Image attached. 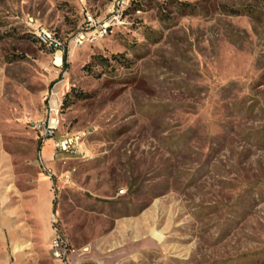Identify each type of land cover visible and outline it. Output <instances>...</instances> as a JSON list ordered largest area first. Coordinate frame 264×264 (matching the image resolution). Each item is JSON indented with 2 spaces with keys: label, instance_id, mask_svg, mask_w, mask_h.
<instances>
[{
  "label": "rangeland",
  "instance_id": "1",
  "mask_svg": "<svg viewBox=\"0 0 264 264\" xmlns=\"http://www.w3.org/2000/svg\"><path fill=\"white\" fill-rule=\"evenodd\" d=\"M124 1L0 0V264L57 263L51 210L70 264H264V0ZM114 4L60 62L33 29ZM52 91L81 154H42Z\"/></svg>",
  "mask_w": 264,
  "mask_h": 264
},
{
  "label": "built area",
  "instance_id": "2",
  "mask_svg": "<svg viewBox=\"0 0 264 264\" xmlns=\"http://www.w3.org/2000/svg\"><path fill=\"white\" fill-rule=\"evenodd\" d=\"M117 5L123 6L124 0H115ZM116 5H113L112 16L108 20H99L90 12L86 14L85 25L81 29L79 36L74 39H62L56 32L47 33V26L36 25L33 29H36L39 33H44L45 37L52 43V51H55V55L58 51L62 52L66 50V47H70L72 44L76 46H82L86 44V40H93V42L100 41V37H107L112 32V28L120 20V10H116ZM57 95L54 91L51 93V99L49 100V106L46 109V113L43 119L34 124V129L37 131L38 137L42 143L48 140H52L54 143L55 151L57 154H81L84 152L83 143L79 136H58V129L61 125V114H59L58 100L53 101V97ZM124 190L120 191L123 194ZM51 225L54 231V237L51 241V250L53 256H57V263L54 264H70L69 257L72 253V248L69 240L62 233L59 226V218L56 213H51Z\"/></svg>",
  "mask_w": 264,
  "mask_h": 264
},
{
  "label": "crops",
  "instance_id": "3",
  "mask_svg": "<svg viewBox=\"0 0 264 264\" xmlns=\"http://www.w3.org/2000/svg\"><path fill=\"white\" fill-rule=\"evenodd\" d=\"M61 57H62V52H61ZM44 118V117H43ZM52 148H53V151L55 150V147H54V143H53V141L52 140H48V141H46L45 143H44V145H43V147H42V154H48V153H50V152H52ZM55 153H56V151H55ZM65 153H60V155H64ZM11 191V193H14L15 191H13L14 189L12 188V189H10ZM17 194H18V192H17ZM29 194H30V197H31V200H33L34 198H35V194H36V190L34 189V188H32L30 191H29ZM50 209H53V205H50V204H48V207H47V210L49 211ZM0 211H1V206H0ZM41 209H39V214H41ZM51 213H52V210H51ZM50 225V226H49ZM48 231H47V234L48 235H51L52 236V238H51V241H52V239H53V237H54V231H53V228H52V225H51V215H50V217H49V223H48ZM51 241H50V244H49V249H50V252H51Z\"/></svg>",
  "mask_w": 264,
  "mask_h": 264
},
{
  "label": "bare ground",
  "instance_id": "4",
  "mask_svg": "<svg viewBox=\"0 0 264 264\" xmlns=\"http://www.w3.org/2000/svg\"><path fill=\"white\" fill-rule=\"evenodd\" d=\"M47 33H53V32L47 28ZM35 34L37 35V38L39 39V41H40L42 44H44V45H46V46H49V47H52V43H51V41L48 40V37H45L44 33H39L38 31H35ZM56 59H57L58 62L61 61V52H60V51H58V52L56 53ZM57 61H56V62H57ZM56 257H57V256H56Z\"/></svg>",
  "mask_w": 264,
  "mask_h": 264
},
{
  "label": "trees",
  "instance_id": "5",
  "mask_svg": "<svg viewBox=\"0 0 264 264\" xmlns=\"http://www.w3.org/2000/svg\"><path fill=\"white\" fill-rule=\"evenodd\" d=\"M63 59H67V52H66V50L64 51ZM54 209H55V208H54Z\"/></svg>",
  "mask_w": 264,
  "mask_h": 264
}]
</instances>
